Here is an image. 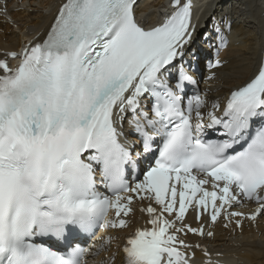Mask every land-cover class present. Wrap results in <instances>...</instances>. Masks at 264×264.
<instances>
[{"label":"snow or ice","instance_id":"obj_1","mask_svg":"<svg viewBox=\"0 0 264 264\" xmlns=\"http://www.w3.org/2000/svg\"><path fill=\"white\" fill-rule=\"evenodd\" d=\"M138 6L63 0L42 41L0 58V264H85L86 241L126 229L134 199L151 227L126 240L124 264H190L179 234L205 235L184 223L190 207L213 223L264 216V53L212 99L185 59L191 0L154 24ZM216 31L210 69L224 66Z\"/></svg>","mask_w":264,"mask_h":264},{"label":"bare ground","instance_id":"obj_2","mask_svg":"<svg viewBox=\"0 0 264 264\" xmlns=\"http://www.w3.org/2000/svg\"><path fill=\"white\" fill-rule=\"evenodd\" d=\"M57 1L0 0V49L14 51L29 32L33 31V34H36L48 22V12L55 10ZM200 1L202 3L197 10V16L204 28L191 42L189 46L191 55L185 59L190 61L198 72L200 92H207L212 99H224L229 89L251 75L260 59L264 35L262 16L264 0ZM164 2L165 0H140L137 8L138 18L149 24L156 23L160 13L165 10ZM4 13L7 14L9 22ZM217 28L227 38V47L220 50L218 57L224 62V66L220 69H210L209 63L217 58L216 45L219 43ZM213 72L215 79L209 80L208 77ZM148 204V200L134 199L131 205L132 212L125 218L131 221L128 222L126 229L102 228L96 231L95 236L85 244L89 247L84 258L86 262L95 260L103 264L107 258L116 255L118 243L111 241L110 238L123 230L133 229L139 222L147 223L148 219L139 216L137 210ZM254 208L253 202H246L244 207H238L236 210L250 215ZM224 215L226 212L214 223L207 214L201 215L197 221L196 213L190 207L184 223L202 226L207 232H212V236L207 235L208 245L212 250L219 251L222 258H233L238 264H264V216H258L255 222L245 218H234L229 223L224 219ZM114 218L113 212L109 220ZM235 219H241L240 227H236ZM108 241L110 243H106ZM94 252L98 254L93 256Z\"/></svg>","mask_w":264,"mask_h":264},{"label":"rangeland","instance_id":"obj_3","mask_svg":"<svg viewBox=\"0 0 264 264\" xmlns=\"http://www.w3.org/2000/svg\"><path fill=\"white\" fill-rule=\"evenodd\" d=\"M203 28H204L203 24L200 25V22H199V19H198V21L195 23V31H194V33H193V37L195 38V37L197 36V34H198L200 31L203 30ZM194 38H193V40H194ZM193 40H192V41H193ZM211 57H212V56H211Z\"/></svg>","mask_w":264,"mask_h":264}]
</instances>
